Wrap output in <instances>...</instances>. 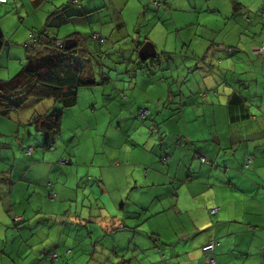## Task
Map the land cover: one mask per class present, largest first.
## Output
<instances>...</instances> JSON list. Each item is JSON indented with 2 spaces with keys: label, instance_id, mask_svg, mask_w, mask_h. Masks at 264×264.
Segmentation results:
<instances>
[{
  "label": "crops",
  "instance_id": "0c3cea01",
  "mask_svg": "<svg viewBox=\"0 0 264 264\" xmlns=\"http://www.w3.org/2000/svg\"><path fill=\"white\" fill-rule=\"evenodd\" d=\"M32 1L38 8L41 6L39 0ZM89 1L82 0L81 4L85 6V3H90ZM155 1H162L164 6L157 8L154 5ZM131 3H135L138 11L137 17H135L136 24L145 21L148 22L149 27L153 28L152 31L158 27L167 30L166 38L172 37L171 33L176 32V37L180 38L182 42L200 40L203 43V51H193L195 52L193 54L197 58L207 54L199 72L204 76V88L216 92L213 96L211 93L210 96L208 94L205 98L201 97L198 94L201 86L199 87L194 80L195 84L192 88L197 93L193 94L192 100H189L187 104H195V106L197 104H226L228 106L230 95L234 90H241L243 95L244 91L247 93L245 90L246 77L239 74L241 71H244L242 74H245V71L248 70L247 66L250 77L257 86L259 85L257 76H264L261 58L264 57V53L258 55L254 50L260 48L264 43V0H108L105 5L97 7L96 10L105 8L110 12V15L106 21L96 20L97 25L101 29L116 17L123 25H126L130 16L126 15L125 11L130 8ZM90 8V4L84 7V15L92 11ZM182 24L185 25L179 26ZM191 26L193 28L185 31L189 32L188 34L181 31ZM197 26L198 28H196ZM95 33L102 36L98 31L93 32L92 35ZM138 37L139 39L134 40L135 49L138 45H142L137 53L146 42L151 41L150 35L145 41H142L141 34ZM95 43L102 45L96 41ZM185 44L184 46H186ZM248 44H253L251 49L248 48ZM154 46L157 57L152 62V68L160 69L166 74L160 75L145 70L133 82L137 85H132L130 76L136 73L129 69L127 70L129 72L128 83H131L132 88H126L125 84L119 86L110 84L112 87L109 89L106 84L102 86L103 95L109 97V102H113V99L119 101L121 98L122 103L129 104L133 114H136L145 107V104L158 103L157 96L153 95L152 99L149 97L153 87L159 89L160 85L166 84L169 91H176L174 85H180L177 83L178 79L176 77L172 79L175 76L174 72L169 67L164 68L167 58L162 57L164 53H173L176 49L168 50L166 41L159 57L158 47ZM95 52L99 53L96 48ZM35 53L39 55L38 51ZM40 55L42 59L45 56L41 52ZM76 58L85 62L77 54ZM256 59L258 63L255 62ZM247 61L248 65H240ZM258 64L261 66V73L256 69ZM197 76V79H200V76ZM140 80L142 84L139 87ZM237 81L240 86L245 87L238 86ZM107 82H112V79H108ZM134 88L142 90L146 103L137 99L133 93ZM129 90L131 91L128 92ZM249 102L255 104L256 99ZM12 115L9 118L0 115V123H4L5 126L0 128V154L12 145H14V149H19L15 152L14 164L9 169L0 170V235L5 228L2 237L7 236L8 231L11 230L14 235L21 231L25 232L28 238H25L26 236L13 237L11 244L8 240H2L0 250L3 245H11L15 249L17 243L28 242L33 236L41 237L39 235L41 234L42 237L38 242H31V244L28 242V248L17 249L19 254L27 252L46 254L45 259L47 260L51 254L61 253L64 255L70 249L69 243L72 234L67 232L63 238L52 240L54 231L47 227L41 229L32 224L37 221H50L54 230L61 229V232L71 226L88 229L93 238L95 235L93 230L99 228H104L106 233L119 228H127L123 215L111 216L107 210V197L112 199L118 197L121 198V204H126L125 202L131 199L134 205L143 211L142 218L147 214H150L148 219L155 216H158L155 219H162L167 212L172 215L173 220L168 224L169 230L166 227L162 229L171 235L173 241H168L167 251L164 247L155 246L156 254L165 253L163 258L167 257L159 264H209L208 258L210 257H214L215 264H264V149L258 151L254 147V145L264 147V128L254 134L235 133L233 128H230L241 122L255 119L256 116L252 113L251 117L240 119L232 117L227 111L226 119L214 117L211 122H206V126H220L221 124L226 126L227 131L223 134L219 132V129L215 131L214 128H211V136L193 139L190 135L186 136L182 132L177 145L168 144L170 148L168 155H165L167 145L163 143L165 142L164 137L157 139L150 134L149 136L153 139L150 144L148 143L147 125L151 126V123L147 122L144 125V129L147 130L146 139L142 135L134 137L131 133H128L126 137L123 135L121 136L123 138L122 149L111 152L99 160L104 164V167H101L102 174L98 175L97 179H92L93 176L88 177L90 181L94 180L99 185L98 194L94 189L89 193V207L82 206L83 210L78 214L80 201V197H78L75 209L65 210L62 214L54 217H39L42 215L39 210L30 213L28 207L24 210L15 209L12 202L14 192H17L19 200L24 204H26L27 198L29 199L33 195L42 200L45 199L50 207H62L65 205L64 201L71 200H60L61 196L73 191V187L79 183L78 178L83 177V173L80 168H77V172L74 173L75 166L71 165L72 163L69 164L71 166L64 168V166L58 167L57 162L44 161V153L48 151L46 149L41 151L37 150V146H34L33 154H28L27 149L32 146L29 142L33 138H38L40 132L38 125L33 120V116L26 120H20ZM183 119L186 120L185 116H182L179 121L180 128L184 126ZM22 122L36 125V131L32 133V128H29L26 132H22ZM185 125L188 128L190 124L185 123ZM12 134L14 136H11ZM41 135L43 137L42 133ZM129 136L134 139L129 141ZM143 142L145 143L142 144ZM133 145L138 146L139 150H136ZM23 147L25 153H23ZM53 149L54 147L50 149V152L54 156L52 160H55L59 156L53 154L51 151ZM227 150H238L237 160L229 165L223 164ZM35 152H41L42 156L36 157ZM71 155L72 160H69L75 162L73 160V157L76 156L75 153ZM202 157H206L209 162H203ZM249 157L252 158V163L248 167L245 165V170L244 163ZM252 173H257L258 176L253 177ZM73 175H76V180L70 183V178ZM48 178L52 179L54 183H50ZM85 179L82 178V183ZM47 192L52 199H46ZM165 200L168 205L160 203L158 206L159 202ZM155 205L157 206L153 208ZM215 208L218 209V212L212 214L211 210ZM94 211L99 213L97 217L93 215ZM8 217H10V221ZM15 217L22 218V222H15ZM11 221L16 225L14 230L9 227ZM92 221L94 222L90 223ZM117 223L120 224V227L116 226ZM21 225L23 228H19ZM151 231L154 237L158 236V239L162 241L160 231L155 229H151ZM75 240L77 242H74L73 248L82 244L77 239ZM213 241L220 243L215 251L210 254L202 253L201 248ZM92 243H94V248L102 247L99 240H93ZM83 247L84 245H82ZM35 260L36 257H33L34 264H48L45 260L40 262ZM51 263L63 264L61 261ZM0 264H9V262L3 261Z\"/></svg>",
  "mask_w": 264,
  "mask_h": 264
},
{
  "label": "rangeland",
  "instance_id": "374dc122",
  "mask_svg": "<svg viewBox=\"0 0 264 264\" xmlns=\"http://www.w3.org/2000/svg\"><path fill=\"white\" fill-rule=\"evenodd\" d=\"M106 1L108 2V0H90V3H85V6L90 4V9H92L91 12H88L85 15L83 10L85 6L81 3L73 4L72 0H42L39 8L34 5L32 0H9L8 3H0V27L7 43L0 51V79L9 80L16 76L23 67L32 66L35 65V63H41L42 61L47 60L51 55L60 51L55 50L53 47L48 49L40 47L38 51L39 55H36L35 52H27L25 43L30 40V32L47 27L51 32L58 34L59 41H64L70 35L77 33L76 36L78 38L79 46L77 45L78 47L75 49H77L76 54L79 58H82V60L85 61L83 62L80 60L81 64L86 69L84 78L94 79L97 83L91 87L92 89H79L78 103L74 107L63 111L61 134L54 143V149L51 150L53 154H58L59 158L52 160L54 156H52L50 150L44 153V161L48 163L57 162L58 167L64 166V168L73 165L75 166L74 173L77 172V168H80V171L83 173V177L78 178L79 183L73 187V191L71 193L68 192L65 196H61L60 198V200L70 199L71 201H64L63 204L65 205L62 207H50L45 199L42 200L40 197L29 195V199L27 198V202L24 204L19 200L17 192L15 191L12 198L15 209L24 210L28 207L30 213L39 210L42 213L39 217H54L55 215L62 214L65 210L75 209L76 199L80 197L78 210V214H80L83 210L82 206L84 208L89 207V193H91V190L94 189L96 194H98V183L94 182V180L90 181L88 177L93 176L95 178L92 177V179H97L98 175L102 174L101 167H104V164L100 163L99 160H102L104 156L109 155L111 152L122 149L121 143L123 138L121 136L123 135L126 137L128 133H131L134 137L136 135H142V137L146 139L147 130L144 129V125H146L147 122L151 123V126L147 125L148 143L150 144L153 139L149 136L150 134L157 139L164 137L165 142L163 143H166L167 149H170L168 146L169 143H174L175 145L178 144L182 132L185 133L184 135L186 136L190 135L193 139H198L207 135L211 136V128H214L215 131L216 129H219V132L222 134L227 131L226 126L223 124L220 126H206V122H211V119H214V117L218 119H226L228 111L227 105L197 104L195 106V104H187L189 100H192L194 91L190 92L188 90L187 82L184 80L181 81L179 86L174 85L176 86L175 94L179 95L176 99L183 98V96L187 97L186 100H182L185 107L183 110V116H185L186 119H183V128L178 126L180 120L176 123L173 121L171 122L172 118H176V115H173L177 113V110L175 109L178 105L166 104V98L169 96V88L166 84L160 85L159 89L152 86L153 89H151L149 97L152 99L153 95H155L158 97L156 99H159V101L157 104L147 103L144 105V108L150 110L152 114L151 117L145 121L137 118L135 114H133L129 104L122 103L123 100L121 98H119V101L113 99L114 103L112 101H110V103L108 100L109 97H104V93L101 90L103 88L102 83L106 84V80L108 79H112L111 84H117L118 86L125 84V87L129 89L132 88V85H137L136 83L133 84V82L138 79L140 74L145 70L160 75L166 74V72L163 73L160 69L152 68V62L156 60L155 58L146 62L139 60V52H136V43L134 42V40L139 39V34H141L142 41H145L150 35V40L155 44L151 41L150 42L158 47L159 57L166 41L168 44L167 49H176L173 53L185 58L187 63H191L188 59L192 53H195L193 51H203V43L200 40H195L193 42L187 40L186 42H182L180 38L176 37V32L171 33L172 37L166 38L165 32L167 30L163 27H158L152 31L153 28L149 27L148 22L142 21L140 24H136L135 17H137L138 11L135 3H131L130 8L125 11V14L130 16L126 25H123L116 17L113 21L100 29L96 20L106 21L110 12L105 8H98V10H96V8L105 5ZM51 14H53L52 17H50ZM184 25L185 24L179 26ZM191 28L193 27L184 28L181 31H184V34H188L189 32L185 31ZM196 28H198V26ZM97 31L100 32L104 38L103 43H101L102 45H97L92 39V33ZM184 44L186 46H184ZM252 45L253 44H248V48L251 49L250 47ZM95 48L99 53L95 52ZM40 52L45 55L43 56V59ZM261 58L263 61L262 66H264V57ZM178 60L184 61L182 59ZM88 62L89 64H87ZM166 62L169 64L172 63V60ZM255 62H257V59ZM167 63L164 68H168ZM246 64L248 65V61L243 62V64L240 65ZM129 69L134 70L136 73L130 76L132 77V85L131 83H128L129 72L127 70ZM246 69L245 74H242L244 71L239 73L241 76L246 77V87L242 85L240 86L238 81L236 84L240 87H245L247 93L244 90L243 91L248 102L252 99H256L255 104L252 102L248 103L250 113L256 116V118L252 121L233 125L230 128H233L235 133L254 134L264 128V76H257V80L260 82L257 86L256 82L252 80L248 73V66ZM256 69L261 73V66L259 64ZM171 70L175 75L173 78H179V67L177 68L171 65ZM123 73L126 74L120 77L119 75ZM182 76L184 77L185 75ZM140 82L141 80L138 84L139 87L142 84ZM109 88L110 87H108V89ZM184 89L188 91V94ZM130 91L131 90L128 92ZM133 93H135V96L139 101L146 103V98L140 88H134ZM163 102L164 104H162ZM55 105L54 101L50 99L43 101L32 99V101H30L23 109L14 113L12 117L26 120L36 114L46 113L51 108H54ZM158 121L160 122V129L155 130ZM185 123L190 124L188 128H186ZM3 124L0 123V128L5 127ZM8 127H10V125H8ZM29 128H32V133L36 131V125L29 124V122H22V132H26ZM11 136H14V134ZM131 139L134 138L129 136L128 140L130 141ZM29 143L32 145L31 148H33L32 154L35 151L34 146L38 147L37 150H45L42 148L45 143V136L43 135L42 137L41 132H39L37 139L33 138ZM144 143L145 142L142 144ZM134 147L136 150H139L138 146ZM254 147H256V150L258 151L264 149V147H258L257 145H254ZM24 149L25 148L23 147V153H25ZM29 150L30 148L27 149L28 154H30ZM238 150H227L223 164L227 163L229 165V163H234L237 160L236 155ZM16 151H19V149H14V145L9 149L3 150L0 154V158H3L0 159V170L9 169L14 164ZM74 153L76 155L73 157L75 162H70V160H72L71 154L74 155ZM35 155L36 157H41L42 153L35 152ZM94 161H96V163H94ZM106 161L107 164H109L107 159ZM249 161H251L250 158ZM251 163L252 162H250L249 165ZM245 165L246 164L244 163V169ZM137 167L139 168L140 166ZM19 169L21 170V167ZM140 172L142 173V170H140ZM142 175L144 176V173H142ZM252 176H258V174L252 173ZM82 178H86L83 183ZM48 179L50 183H54L52 179ZM75 180L76 175H73V177L70 178V183ZM45 196L46 199L51 198L49 197L48 192ZM107 199L108 212L111 213V216L123 215L125 217L124 223L128 226L127 228H119L110 233H106L104 228H99L93 230V233L95 231L93 238L89 234L88 229L79 228L77 226H71L69 229L61 232V229L55 231L50 221H37L39 223L33 222L32 224L38 228L43 229V227H47L51 231H54L52 232L54 234L52 240L63 238L67 232L71 233V242L69 243L70 249H68L64 255L61 253H55L59 258L54 262L45 259L46 254H30V252L19 254L17 249H26L28 248L26 246L27 244L38 242L42 237V235L39 234L41 237L33 236L28 241L29 243H17L15 249H13L11 245H3L2 250H0V262L7 261L9 264H33V257H36L37 260H45L48 264L58 261H61L63 264H159L166 260L167 257L163 258V255H166L165 253L161 254L158 250L159 254H156L154 251L157 249L155 248L156 245L161 248L164 247L165 251H167V245H169L168 241H173L171 235L162 229L166 227V229L169 230L168 224L173 220L172 215H169L167 212L162 219H155L158 216L148 219L147 217L150 214H147L142 218L143 211L140 207L135 206L131 199L128 202H125L126 204H121V198L118 197L113 199L107 197ZM160 203L168 205L166 200L159 202L158 206ZM156 206L157 205L153 208ZM98 214L97 211H94L93 215L97 217ZM213 217L216 218L217 216ZM8 218L10 221V217ZM93 222L94 221L90 223ZM116 226L120 227V224L117 223ZM9 227L14 230L16 225L11 221ZM19 228H23V226L21 225ZM151 229H155L162 233V241L158 239V236H153L154 234ZM4 230L1 232V235ZM8 232L7 236L2 237L0 235V244L2 240H8L11 244L13 237L27 235L22 231L17 233V235L12 234L11 230ZM25 238H28V236ZM75 239L82 243L81 245H78L77 248H73L74 242H77ZM93 240H99L102 247L94 248V243H92ZM82 245H84L83 248Z\"/></svg>",
  "mask_w": 264,
  "mask_h": 264
},
{
  "label": "trees",
  "instance_id": "16d2710c",
  "mask_svg": "<svg viewBox=\"0 0 264 264\" xmlns=\"http://www.w3.org/2000/svg\"><path fill=\"white\" fill-rule=\"evenodd\" d=\"M41 1L42 0H39V2ZM81 1L82 0H72L73 4L81 3ZM7 2L8 0L5 3ZM154 5L157 8L164 6L162 1H155ZM52 16L53 14L50 15V17ZM30 34V40L25 43L27 52L33 53L39 51L40 47H43V49L53 47L58 51V34L51 32L47 29V27L31 31ZM76 34L70 35L64 40V42L68 39L77 37ZM75 39L77 40V38ZM92 39L96 42L103 43L104 38L100 34L95 33L92 35ZM6 44L7 43L0 27V51ZM141 45L137 46L136 52ZM76 51L77 49L68 51L64 48V50L58 51V53L51 55L47 60H44L41 63H35V65L23 67L16 76L9 80L0 79V115L5 118H9L13 113L23 109L30 101H32V99L37 101L50 99L54 101V104H56L54 108H51L46 113L36 114L33 116V120L38 125L39 131L45 136L43 148L46 150H50L54 147L55 141L61 134L63 111L74 107L78 103L79 89H90L93 85L97 84L94 79L84 78L86 69L81 64L79 59L76 58ZM206 56L207 54L197 58L192 53L188 59L191 63H187L185 58L176 53H164L162 57H164V59L167 58L166 61L172 60V63L168 64L166 62L170 70L171 65H173V67H179L180 74L179 78H177L178 84H181L182 80L186 81L188 90L190 92L194 91V94H196L197 92L194 88H192L196 81L198 86H201L198 94L205 98L208 94L210 96L212 93L211 96H213L216 92L214 90L204 88V76L199 72ZM178 59H182L184 61H179ZM182 75L185 76L183 77ZM197 75L200 76V79H197ZM201 81L203 82L200 84ZM111 83L112 82H107L106 85L111 88ZM102 84L104 85V83ZM175 92L176 91H169V96L166 98V104L178 105L175 109L177 110V113L173 115H176V118H172L171 120V122L173 121L174 123L182 118L184 114V103L182 100L187 99L184 98V96L183 98L176 99L179 95L175 94ZM185 92L188 94L186 89ZM248 103V99H246L241 90H234L230 95L227 106L229 115L232 117L234 116V118L239 117L240 119L251 117ZM143 109H140L139 112ZM139 112L136 113L135 116L142 121L148 120L152 115L149 110L148 116L142 118L139 116ZM159 129L160 122L158 121L155 130ZM169 150L170 149L167 148L165 149V155H168ZM202 158L206 159L205 163L209 162L206 157ZM245 164H249V162L246 160ZM15 222L21 223L22 218L20 221L15 220ZM26 246L29 247V244ZM52 255L53 254H51L48 258L54 262L55 260L51 258ZM35 261L40 262L41 260L36 259Z\"/></svg>",
  "mask_w": 264,
  "mask_h": 264
},
{
  "label": "built area",
  "instance_id": "2783aa9c",
  "mask_svg": "<svg viewBox=\"0 0 264 264\" xmlns=\"http://www.w3.org/2000/svg\"><path fill=\"white\" fill-rule=\"evenodd\" d=\"M6 1H7V0H0V2H2V3H5ZM57 47H58V50H64V48H65V42H64V41H59ZM254 52H255L256 54H262V53L264 52V43L262 44V46H261L260 48L255 49ZM148 114H149V110L146 109V108L143 109L141 112H139V116H141L142 118L147 117ZM32 151H33V148H30V150H29L30 154H32ZM249 158H250L251 161H249ZM249 158H248V162L250 163V162H252V158H251V157H249ZM202 161H203V162H206V159H205V158H202ZM246 166L248 167L249 164H246ZM211 212H212V214H216V213L218 212V209L215 208V209H213ZM15 220H16V221H20L21 218H20V217H16ZM219 245H220V244H219L218 241H213V242H210L209 244L203 246V247L201 248V251H202V253H204V254H210V253H213L214 250H215V248H216L217 246H219ZM51 258H52L53 260H56V259H57V255H56V254H53V255L51 256ZM208 261H209V264H215V259H214V257H210V258H208Z\"/></svg>",
  "mask_w": 264,
  "mask_h": 264
},
{
  "label": "water",
  "instance_id": "95a60500",
  "mask_svg": "<svg viewBox=\"0 0 264 264\" xmlns=\"http://www.w3.org/2000/svg\"><path fill=\"white\" fill-rule=\"evenodd\" d=\"M78 43L76 39H68L65 41V50H72L77 47ZM157 57V51L154 44L146 42L139 50V58L142 62H146L150 59Z\"/></svg>",
  "mask_w": 264,
  "mask_h": 264
},
{
  "label": "flooded vegetation",
  "instance_id": "af4514ba",
  "mask_svg": "<svg viewBox=\"0 0 264 264\" xmlns=\"http://www.w3.org/2000/svg\"><path fill=\"white\" fill-rule=\"evenodd\" d=\"M78 43V42H77Z\"/></svg>",
  "mask_w": 264,
  "mask_h": 264
}]
</instances>
